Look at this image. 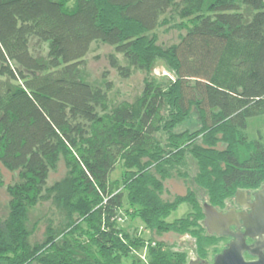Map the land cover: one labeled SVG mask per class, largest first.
I'll use <instances>...</instances> for the list:
<instances>
[{"label": "trees", "instance_id": "obj_1", "mask_svg": "<svg viewBox=\"0 0 264 264\" xmlns=\"http://www.w3.org/2000/svg\"><path fill=\"white\" fill-rule=\"evenodd\" d=\"M205 2L189 0L174 25L186 32L166 47L155 31L171 26L175 0H0V163L15 174L6 184L0 171L10 195L1 264H187L127 229L139 219L159 235L189 232L202 255L216 243L194 190L163 198L170 169L190 153L213 205L264 184V129L248 134L249 119L264 116V0H214L208 12ZM95 41L123 55L109 56L122 77L146 72L134 102L113 104L110 82L82 78ZM159 61L174 77L152 73ZM194 110L200 128L175 132ZM61 158L67 173L48 186ZM51 194L66 220L32 241L29 211ZM184 202L191 211L167 220Z\"/></svg>", "mask_w": 264, "mask_h": 264}, {"label": "rangeland", "instance_id": "obj_2", "mask_svg": "<svg viewBox=\"0 0 264 264\" xmlns=\"http://www.w3.org/2000/svg\"><path fill=\"white\" fill-rule=\"evenodd\" d=\"M213 1L214 0H206L202 10L204 12H208V7ZM188 4L189 0H175L174 8L167 14L171 20V26L163 25L157 28L155 31L156 35L158 36V43L167 47L180 41L182 34H184L186 31L184 29L174 27V25L182 22L180 13L181 10ZM41 48L45 54L47 51L46 44H42ZM112 53L116 54L122 60V62H124L123 55L121 53H116L113 46L105 44L101 41L93 42L90 51L85 56L84 62L80 67L81 76L93 84L102 85L104 87H106V82H110L112 85L111 89L109 90V97L113 104L124 100L134 102L139 97L144 88V78L146 76V72L143 70H134L130 77H122L118 73L117 69L112 67L110 64L109 56ZM152 73L160 78L174 77L171 70H169L161 61L156 63ZM198 128H200L199 114L196 112V110H194L188 120L175 126L174 131L181 132L185 129H191L194 131ZM260 128L264 129V116H255L249 119L248 134L250 138L258 137V130ZM167 135L168 134L165 131H160L157 134L163 144L166 143ZM67 170L68 169L64 159L61 158L56 169L52 170L50 173L48 186H52L55 182L65 177ZM198 170L199 168L197 161L190 153H187L185 162L182 165L171 168L169 172L170 174L164 179V189L162 193L163 198L166 200H174L177 196H185L190 190H194L195 197L203 207V202L209 201V197L206 192L195 183L194 179L198 173ZM0 171L6 184L14 182L15 174L8 170L2 163H0ZM113 176H121V167H118ZM52 195L53 194H51V196L48 198L45 197L42 199L29 211L30 227H33V224L39 220L38 226L32 237V241L43 239L49 222H52L53 225L58 227L66 220L64 211H62V209L56 205V203L53 201ZM9 201L10 195L7 191L6 185L0 186V214L3 218L8 215ZM190 211L191 206L187 202H184L168 216L167 220L173 221L177 218L185 216L186 213ZM204 218L200 220L202 233L209 234L204 224ZM130 225L131 227H128L127 229L134 240L144 238L141 240V242L146 243L152 241H162L164 248L168 251H172L175 254L177 252L186 253L187 263L194 255L212 259L218 252H221L228 242L227 237L216 235L218 238L216 243L208 248L206 255H202L197 249L196 238L189 232L180 233L170 231L159 235L155 231L150 232V230H148V228H146L139 219H134L133 221L131 220ZM145 256L146 253H143V257Z\"/></svg>", "mask_w": 264, "mask_h": 264}, {"label": "water", "instance_id": "obj_3", "mask_svg": "<svg viewBox=\"0 0 264 264\" xmlns=\"http://www.w3.org/2000/svg\"><path fill=\"white\" fill-rule=\"evenodd\" d=\"M248 194L246 189H238L235 196L238 203L241 196ZM255 201L249 204L252 207L251 213L236 212L234 208L227 213L220 211L208 201L203 202L204 224L209 234L230 235L233 239L218 253L212 264H264V184L255 191ZM243 220V222H240ZM236 225L239 230L232 231L231 226ZM244 226L245 230L240 227ZM247 237L254 239L251 244ZM245 252H249L256 259H246ZM200 260L190 259L188 264H199Z\"/></svg>", "mask_w": 264, "mask_h": 264}, {"label": "flooded vegetation", "instance_id": "obj_4", "mask_svg": "<svg viewBox=\"0 0 264 264\" xmlns=\"http://www.w3.org/2000/svg\"><path fill=\"white\" fill-rule=\"evenodd\" d=\"M263 186V185H262ZM261 186V187H262ZM260 187V188H261ZM242 189H246V190H248V194H246L245 196H241L240 198H241V202H243L245 205H241L240 203H238V198L235 196V194L231 197V198H227L226 200H225V202H224V205H214L215 207H217V209L218 210H220V211H223L224 213H227L230 209H232V208H234L235 210H236V212H245V213H251L252 212V207L249 205V204H252L254 201H255V191L257 190V189H259V188H257V189H252V188H242ZM209 202V201H208ZM212 204V203H211ZM240 222H243V220H240ZM240 229L241 230H245V227L244 226H241L240 227ZM231 230L232 231H238L239 230V228L236 226V225H232L231 226ZM216 235V234H215ZM219 236H222V237H227V245H228V243L233 239V237L232 236H230V235H219ZM255 240L254 239H252V238H250V237H247V242L249 243V244H251V243H253ZM226 245V246H227ZM225 246V247H226ZM224 247V248H225ZM223 248V249H224ZM222 249V250H223ZM221 250V251H222ZM218 253H220V252H218ZM217 253V254H218ZM216 254V255H217ZM215 255V256H216ZM215 256L212 258V259H208V258H206V257H203V256H193V257H191L190 259H192V258H195V259H197V260H200L199 261V264H212L213 262H214V258H215ZM245 257H246V259H249V260H252V259H256V257L255 256H252L249 252H245ZM190 261V260H189ZM188 261V262H189ZM188 264V263H187Z\"/></svg>", "mask_w": 264, "mask_h": 264}, {"label": "built area", "instance_id": "obj_5", "mask_svg": "<svg viewBox=\"0 0 264 264\" xmlns=\"http://www.w3.org/2000/svg\"><path fill=\"white\" fill-rule=\"evenodd\" d=\"M119 220H121V221H122L123 219H122V218H119Z\"/></svg>", "mask_w": 264, "mask_h": 264}]
</instances>
